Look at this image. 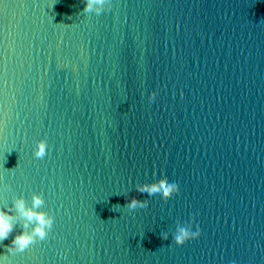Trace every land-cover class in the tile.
<instances>
[{
	"label": "water",
	"instance_id": "1",
	"mask_svg": "<svg viewBox=\"0 0 264 264\" xmlns=\"http://www.w3.org/2000/svg\"><path fill=\"white\" fill-rule=\"evenodd\" d=\"M83 7L0 0V204L43 192L55 215L6 264H264V0ZM131 200L149 212L112 210ZM193 218L198 239L160 237Z\"/></svg>",
	"mask_w": 264,
	"mask_h": 264
},
{
	"label": "clouds",
	"instance_id": "2",
	"mask_svg": "<svg viewBox=\"0 0 264 264\" xmlns=\"http://www.w3.org/2000/svg\"><path fill=\"white\" fill-rule=\"evenodd\" d=\"M84 5L82 12L101 13L111 10L113 7V0H82ZM151 107L155 109L158 106V99L155 98L154 93L149 94ZM48 153V143L46 139L36 141L33 147V156L38 159H43ZM10 172L14 169H8ZM11 186L3 182V177L0 176V191L10 190ZM180 186L176 182H168L161 184L157 188L144 190L139 192L140 199L155 203L158 201H168L178 194ZM45 198L43 192L33 191L31 193V202L23 193L15 195L11 203L0 204V244L11 237L9 244L4 245L7 249V254L23 252L29 248L30 245L46 240L49 233L53 229L55 222V215L51 210H44ZM120 209H127L131 216L137 217L146 215L149 208L142 205L137 200L128 201L121 206L115 204L112 206L113 211ZM195 221L191 223H181L177 221L175 231L161 232L160 237L163 240H168L171 236L172 242L176 246H183L186 242L198 239L201 235V230L198 225L193 228ZM17 229H19L17 231ZM0 264H6V255L0 254ZM235 264V262H233Z\"/></svg>",
	"mask_w": 264,
	"mask_h": 264
}]
</instances>
